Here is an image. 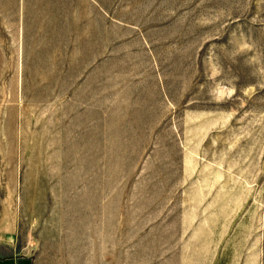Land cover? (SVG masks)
<instances>
[{"label": "rangeland", "instance_id": "obj_1", "mask_svg": "<svg viewBox=\"0 0 264 264\" xmlns=\"http://www.w3.org/2000/svg\"><path fill=\"white\" fill-rule=\"evenodd\" d=\"M0 264H264V0H0Z\"/></svg>", "mask_w": 264, "mask_h": 264}]
</instances>
